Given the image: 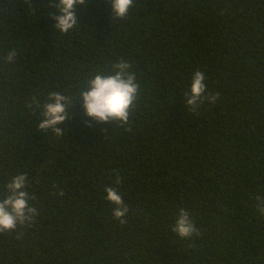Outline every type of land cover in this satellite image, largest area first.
I'll return each instance as SVG.
<instances>
[{
  "label": "trees",
  "instance_id": "1",
  "mask_svg": "<svg viewBox=\"0 0 264 264\" xmlns=\"http://www.w3.org/2000/svg\"><path fill=\"white\" fill-rule=\"evenodd\" d=\"M58 2L0 0V200L25 174L36 209L0 229V264H264V0H135L123 18L86 0L67 33ZM121 61L129 119L97 122L81 93ZM196 70L219 96L192 112ZM52 92L67 98L60 134L39 128ZM181 208L200 235L171 231Z\"/></svg>",
  "mask_w": 264,
  "mask_h": 264
},
{
  "label": "clouds",
  "instance_id": "2",
  "mask_svg": "<svg viewBox=\"0 0 264 264\" xmlns=\"http://www.w3.org/2000/svg\"><path fill=\"white\" fill-rule=\"evenodd\" d=\"M135 0H110L111 12L115 17H125ZM86 0H59L56 7L59 15L55 16V27L61 32L67 33L77 24V6H83ZM15 52L10 51L7 60L12 61ZM118 69L115 74H96L88 81L87 90L81 93V102L88 117L97 122H108L110 119H117L127 122L129 119V109L136 98L138 85L134 83L135 75L128 74L130 67L126 62L121 61L115 65ZM206 74L196 70L192 74V79L188 92L185 93L186 104L190 106L192 112H197L200 105L205 101L215 104L219 93H206L204 83ZM50 102L44 105L43 119L39 124L40 129L52 128L57 134L62 129L57 127L64 123L68 117L66 111L67 98L59 92H52ZM27 177L25 174H18L12 177L7 185L9 195L0 200V229L12 231L16 229L17 223L23 225L26 221H31L36 214V209L29 204L28 193L24 190ZM122 181L117 178L115 183ZM105 199L114 207L112 208L113 218L119 220L120 224L126 223V214L129 211L128 205L123 200L115 187L105 186ZM256 211L264 216V196L257 197ZM171 231L180 238L191 239L200 235L199 229L190 218L188 210L179 209L175 222L171 226Z\"/></svg>",
  "mask_w": 264,
  "mask_h": 264
}]
</instances>
